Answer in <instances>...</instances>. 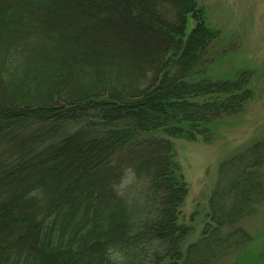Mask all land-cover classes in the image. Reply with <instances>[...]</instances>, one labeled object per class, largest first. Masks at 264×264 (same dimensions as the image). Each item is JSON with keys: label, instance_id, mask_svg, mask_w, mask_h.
I'll return each mask as SVG.
<instances>
[{"label": "trees", "instance_id": "16d2710c", "mask_svg": "<svg viewBox=\"0 0 264 264\" xmlns=\"http://www.w3.org/2000/svg\"><path fill=\"white\" fill-rule=\"evenodd\" d=\"M59 1L79 7L78 33L47 18ZM198 4L0 0V264H262L247 255L259 232L235 226L264 198V141L220 165L186 243L174 142L212 144L251 98L247 74L214 73ZM93 41L111 54L89 55Z\"/></svg>", "mask_w": 264, "mask_h": 264}, {"label": "rangeland", "instance_id": "374dc122", "mask_svg": "<svg viewBox=\"0 0 264 264\" xmlns=\"http://www.w3.org/2000/svg\"><path fill=\"white\" fill-rule=\"evenodd\" d=\"M197 2L205 10L208 25L218 32L217 39L211 46V54L218 62L214 67V73L217 77L225 78H233L234 74L238 73L247 74L251 98L241 115L225 118L215 127L216 135L212 144L174 142V152L188 184V195L181 214L182 223L191 225L193 229L186 240L187 244L197 241L201 234L208 213L207 202L217 184V170L220 165L246 151L252 143L264 141V0H197ZM59 6L60 11L55 10L47 18H50L52 26L67 31L69 24L78 23L81 19L76 11L79 7L74 6L66 10L62 8L64 7L62 2ZM188 27L190 30L194 28L192 20ZM67 32L69 35L78 33V29L72 27V32ZM142 34L144 43L150 41L148 36L150 34L146 32ZM107 36H103L105 41L109 40ZM88 38L96 40L97 37L88 35ZM83 43L86 42L83 40ZM103 48L95 42L93 49L88 53L96 55V51L100 50L105 55L111 54V47ZM132 48L121 50L119 54L128 57L127 51H132L129 56L131 58L140 55L145 49L143 43H135ZM257 172L264 188V167L259 168ZM253 208H256V213L242 218L235 226L250 234L259 232L257 241L248 249L247 255L252 262L255 256L264 253V198ZM259 263L264 264V258L260 259Z\"/></svg>", "mask_w": 264, "mask_h": 264}]
</instances>
